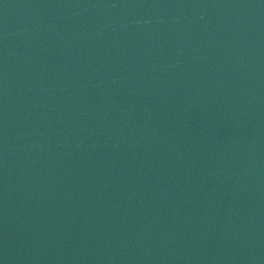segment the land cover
<instances>
[{"label":"water","instance_id":"95a60500","mask_svg":"<svg viewBox=\"0 0 264 264\" xmlns=\"http://www.w3.org/2000/svg\"><path fill=\"white\" fill-rule=\"evenodd\" d=\"M0 264H264V0H0Z\"/></svg>","mask_w":264,"mask_h":264}]
</instances>
